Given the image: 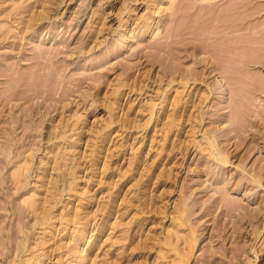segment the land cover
I'll return each mask as SVG.
<instances>
[{
  "label": "rangeland",
  "instance_id": "374dc122",
  "mask_svg": "<svg viewBox=\"0 0 264 264\" xmlns=\"http://www.w3.org/2000/svg\"><path fill=\"white\" fill-rule=\"evenodd\" d=\"M0 264H264V0H0Z\"/></svg>",
  "mask_w": 264,
  "mask_h": 264
},
{
  "label": "bare ground",
  "instance_id": "6f19581e",
  "mask_svg": "<svg viewBox=\"0 0 264 264\" xmlns=\"http://www.w3.org/2000/svg\"><path fill=\"white\" fill-rule=\"evenodd\" d=\"M225 159V158H224Z\"/></svg>",
  "mask_w": 264,
  "mask_h": 264
}]
</instances>
